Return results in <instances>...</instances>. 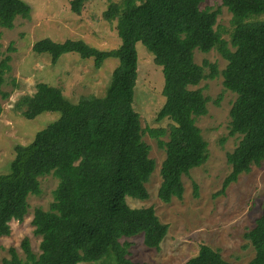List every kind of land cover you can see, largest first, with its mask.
<instances>
[{
    "label": "trees",
    "instance_id": "obj_1",
    "mask_svg": "<svg viewBox=\"0 0 264 264\" xmlns=\"http://www.w3.org/2000/svg\"><path fill=\"white\" fill-rule=\"evenodd\" d=\"M90 0H71V9L81 14ZM203 0H122L109 3L103 15L118 19L119 47L100 49L84 39L63 42L50 37L37 40L33 51L49 53L52 62L69 52L93 58L97 68L107 58L119 60L104 95H84L77 102L63 90L39 82L33 94L17 102L22 114L32 119L44 111L61 116L40 130L26 145L15 147L10 170L0 174V235L11 233L12 220H23L29 211L30 195L42 193L40 177L58 178L49 209L38 207L33 217L34 232L42 237L40 253L28 238L22 241L25 257L15 247L4 264H147L129 257L130 242L123 237L143 233L144 243L160 249L168 224L154 207L135 208L127 197L146 199V183L156 168L147 132L165 149L158 195L164 202L182 198L183 175L209 159L208 142L196 118L207 113L208 98L198 85L218 75L216 64L195 60V51L217 48L227 60L222 71L224 86L237 97L230 110V133L238 134L237 146L227 153L231 172L224 189L253 165L264 162V0H222L232 13L230 40L217 26L221 7L201 8ZM32 7L25 0H0V25L12 29L18 16L30 18ZM141 42L163 67L165 103L157 121L165 127L143 128L135 106ZM234 48V49H232ZM11 56H4L0 43V95L10 72ZM210 66V72H205ZM1 111V105H0ZM167 136L168 139H163ZM196 193L198 185L195 184ZM254 248L246 264H264V213L245 233ZM3 246L0 243V252ZM184 264H232L220 250L201 244L198 253Z\"/></svg>",
    "mask_w": 264,
    "mask_h": 264
},
{
    "label": "rangeland",
    "instance_id": "obj_2",
    "mask_svg": "<svg viewBox=\"0 0 264 264\" xmlns=\"http://www.w3.org/2000/svg\"><path fill=\"white\" fill-rule=\"evenodd\" d=\"M25 1L32 7L30 18L18 16L12 29L0 25V43L4 56H11L12 68L6 74L2 87L10 92V96L3 98L0 95V174L10 170L17 145L30 143L40 130L61 116L59 111H44L35 118H26L17 107L23 95L33 94L37 84L42 81L61 88L72 102H77L84 95L102 96L119 63L117 58L110 57L102 67L97 68L93 58H83L76 52L65 53L54 63L49 53L33 51L34 42L45 37L59 42L84 39L90 45L109 50L119 47L123 41L118 34V19L111 20L103 15L110 2L122 0H90L81 14L72 11L71 0ZM207 7H221L216 27L222 31L225 39L230 40L232 13L222 0H203L201 8ZM137 49L139 62L135 106L141 114L142 127L169 129L168 120L157 121L158 112L165 103L163 67L155 62L153 53L141 42L137 43ZM195 60L200 65L206 61L216 64L219 71L216 77L204 78L198 85L191 86L193 89L200 88L208 98V111L198 116L196 123L208 142L210 156L203 165L183 175V197L164 202L158 191L162 182L160 168L166 151L159 147L157 139L150 133L143 135L151 147L150 156L156 161V168L146 183L149 197L140 199L129 196L127 201L135 208L154 207L161 222L168 224L169 230L160 249L148 247L144 243L143 233L123 237L122 242H130L129 257L136 262L184 264L198 253L201 244L220 250L232 264H246L255 255L245 233L256 225L257 218L264 213V162L259 166L253 165L250 172L240 174L236 181L221 191L231 172L227 153L240 140L238 134L230 133V110L237 95L224 86L222 71L227 60L217 48L209 52L196 50ZM205 72H210V66H205ZM163 139L168 138L164 136ZM40 182L42 193L29 196L30 207L25 218L12 220L11 233L0 235L3 246L0 264H4L3 258L10 257L11 247L25 257L21 245L24 238L29 239L37 254L41 251L42 237L35 234L32 221L36 208L49 209L51 206L58 178L48 174L40 177ZM195 184L198 185L197 193Z\"/></svg>",
    "mask_w": 264,
    "mask_h": 264
}]
</instances>
